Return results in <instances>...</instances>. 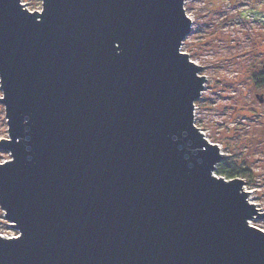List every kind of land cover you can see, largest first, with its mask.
I'll return each mask as SVG.
<instances>
[{"label": "water", "instance_id": "water-1", "mask_svg": "<svg viewBox=\"0 0 264 264\" xmlns=\"http://www.w3.org/2000/svg\"><path fill=\"white\" fill-rule=\"evenodd\" d=\"M40 1L0 0V264H264V212L194 123L183 0Z\"/></svg>", "mask_w": 264, "mask_h": 264}, {"label": "rangeland", "instance_id": "rangeland-1", "mask_svg": "<svg viewBox=\"0 0 264 264\" xmlns=\"http://www.w3.org/2000/svg\"><path fill=\"white\" fill-rule=\"evenodd\" d=\"M183 1L192 25L180 52L206 77L194 103L195 126L218 146L221 163L242 169L235 178L244 181L248 201L264 212V0ZM22 3L41 10L40 0ZM7 130L0 103V138L8 137ZM8 159L9 153L0 151V163ZM217 169L212 174L223 177ZM254 225L264 229V220Z\"/></svg>", "mask_w": 264, "mask_h": 264}, {"label": "built area", "instance_id": "built-area-1", "mask_svg": "<svg viewBox=\"0 0 264 264\" xmlns=\"http://www.w3.org/2000/svg\"><path fill=\"white\" fill-rule=\"evenodd\" d=\"M184 2V1H183ZM24 4V3H23ZM24 7L26 8V6L24 5ZM185 10V9H184ZM187 14V13H186ZM188 16V15H187ZM189 18V16H188ZM190 19V18H189ZM191 21V20H190ZM193 62V61H192ZM194 63V62H193ZM199 129V128H198ZM200 131V130H199ZM202 132V131H200ZM202 134L204 135V138H205V133L202 132ZM10 160V159H8ZM8 160H3L1 163L5 162V161H8ZM0 163V164H1ZM259 208V207H258ZM260 209V208H259ZM261 210V209H260ZM258 219L255 218L253 220H250L248 223L250 226L252 227H256V228H259L260 230H262L264 232V229L261 228V227H257L254 225L255 221H257ZM8 224H11L10 222H8L6 220V217L4 215V211L0 210V237L2 238H15L16 236L19 235L18 231L17 230H14L13 228H11ZM12 225V224H11Z\"/></svg>", "mask_w": 264, "mask_h": 264}, {"label": "trees", "instance_id": "trees-1", "mask_svg": "<svg viewBox=\"0 0 264 264\" xmlns=\"http://www.w3.org/2000/svg\"><path fill=\"white\" fill-rule=\"evenodd\" d=\"M264 78V76H263ZM242 169L238 167L237 164L231 163H221L218 165V169L216 171L217 175H222L223 178L231 180V178H235L238 175H240V172Z\"/></svg>", "mask_w": 264, "mask_h": 264}, {"label": "flooded vegetation", "instance_id": "flooded-vegetation-1", "mask_svg": "<svg viewBox=\"0 0 264 264\" xmlns=\"http://www.w3.org/2000/svg\"><path fill=\"white\" fill-rule=\"evenodd\" d=\"M261 100H263V97H261Z\"/></svg>", "mask_w": 264, "mask_h": 264}]
</instances>
